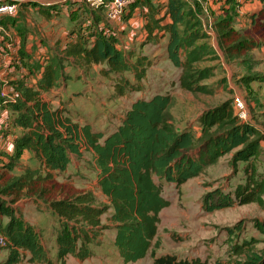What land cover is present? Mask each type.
I'll use <instances>...</instances> for the list:
<instances>
[{"label":"trees","instance_id":"obj_1","mask_svg":"<svg viewBox=\"0 0 264 264\" xmlns=\"http://www.w3.org/2000/svg\"><path fill=\"white\" fill-rule=\"evenodd\" d=\"M129 5L146 7L141 15L146 20L144 29L148 39L159 37L160 33L163 37L168 35V57L182 69L181 87L210 93L209 85L202 81L214 77L216 67L196 64L211 59L213 48L207 41L209 34L195 21L187 0H133ZM40 9L51 18L48 10ZM215 27L230 58L243 56L258 47L233 26L231 17L219 18ZM69 37L64 47H59L60 54L49 56L46 65L30 62L29 58L23 68L30 81L10 82L16 89L14 98L4 96L5 82L0 80V106L7 103L16 113L15 124L24 129L16 139L14 157L0 153V233L9 249L8 257L1 264L23 261L55 264L40 232L23 217V202L36 201L37 204L42 200L61 225L56 237L58 263L66 264L69 256L80 261L93 256L91 245L97 243L102 231L108 228L102 222L108 212L116 230L114 246L120 257L125 263L137 262L153 248L160 213L170 206L163 195V181L181 186L235 149L234 161L250 163L261 147L259 128L241 120L230 99L202 111L198 117L202 126L199 137L191 127L171 123L168 109L173 97L170 93L135 99L110 133L72 121L62 107L53 108L44 97L59 85L64 61L72 60L86 68L106 65L101 69L104 75L120 76L115 84L119 96L144 89L142 81L150 62L145 55L125 52L115 37L103 31L84 34L70 29ZM5 47L0 39V54ZM126 72L132 73L135 80L122 76ZM84 148L91 149L96 156L97 184L108 204L98 203L92 191L61 198L54 195L58 187L56 175L68 169L73 156L81 157ZM26 151L33 153L42 167L39 170L27 166L21 174H14L16 159L23 157ZM262 192L261 185L255 182L239 185L234 195L217 188L205 195L203 209L211 213L237 204L262 205ZM256 225L264 234V222ZM237 226L242 229L241 224ZM237 251L240 253L241 248ZM151 254L152 264H208L200 257L156 256L154 250ZM239 264H264V248Z\"/></svg>","mask_w":264,"mask_h":264},{"label":"rangeland","instance_id":"obj_2","mask_svg":"<svg viewBox=\"0 0 264 264\" xmlns=\"http://www.w3.org/2000/svg\"><path fill=\"white\" fill-rule=\"evenodd\" d=\"M13 1L18 3L17 14L0 22V39L9 46L0 54V70L5 71L6 75L0 80L5 82L8 93L5 90L4 96L8 99L16 95V89L10 82L30 81L21 72L29 63L30 53L20 51L16 47L18 41L22 48L31 42L32 47H36L38 42L46 45L52 57L60 54V43L67 39L70 29L84 34L99 30L115 37L125 52L133 51L136 55L147 57L150 65L147 76L142 81L144 89L119 96L115 84L120 76L114 73L104 75L100 68L105 65L84 68L78 62L64 61L61 65L63 73L58 86L60 88L56 90L57 93L51 92L46 97L53 108L62 107L72 121L80 125L90 124L93 129L110 133L119 125L124 112L137 97L149 98L156 93H170L173 97L168 109L171 123L189 126L199 137L202 136V126L198 117L202 111L227 99L233 102L236 96H240L247 104L248 114L245 120L253 122L259 128L262 138L259 152L250 163L234 161L235 149L206 166L200 175L181 186L163 181V195L170 201V206L160 213L161 220L153 248L139 261L125 263L120 257L114 246L116 230L109 221L108 212L102 218L103 224H107L108 228L102 231L97 243L91 245L93 256L85 261L69 256L66 264H152V250L156 256L171 254L178 258L200 257L208 264H239L250 254L261 252L264 248V234L256 224L264 222V203L237 204L211 213L203 209V204L204 197L209 192L219 188L234 195L236 188L247 182L261 185L264 200V0H187L188 7L194 12L195 21L200 23L199 27L206 34L207 30H212L207 39L213 48L212 57L196 64L199 67H216L215 76L202 81L209 85L212 90L210 93L192 92L181 87L182 69L169 59L165 43L167 39L140 37L142 32H139V26L144 23V20L140 21L141 12L146 7L133 8L128 5L118 20L110 21L107 17V4L111 0ZM41 7L51 13V18L41 13ZM53 17L56 24L52 25L50 19ZM222 17H231L233 26L255 41L258 47L243 56L230 58L220 43L215 27L216 21ZM62 33L65 34L63 37ZM50 44L54 48H50ZM214 58L216 59L213 60ZM34 60L37 62L38 59ZM69 66L79 67V72L81 68V75L74 73L67 78ZM122 76L135 80L130 72ZM63 83H66L67 89L61 93L65 89L61 88ZM7 106V103L0 106V119L3 116L1 114L6 111L3 123H0V153L13 158L16 139L24 129L15 124L16 113ZM233 106L235 108L234 103ZM16 161L14 174L17 175L27 166L39 170L42 167L31 156L21 157ZM98 171L94 152L84 148L81 157L73 156L68 169L56 175L58 187L54 195L61 198L67 194L92 191L98 203L108 204L107 197L97 184ZM35 202L21 204L23 217L40 232L50 256L55 264H60L56 257V237L61 225L44 200L37 204ZM237 224L242 225L241 230L237 229ZM240 248L239 253L237 250ZM8 254L9 249L0 233V264ZM18 264L36 263L23 261Z\"/></svg>","mask_w":264,"mask_h":264},{"label":"crops","instance_id":"obj_3","mask_svg":"<svg viewBox=\"0 0 264 264\" xmlns=\"http://www.w3.org/2000/svg\"><path fill=\"white\" fill-rule=\"evenodd\" d=\"M146 11V10H145ZM141 19H140V21H142L143 22V20H144V23H143V26L141 25V26H139L140 28H139V32L141 33V35H140V37H142V36H144V37H146L147 36V33H146V30L144 29V24L146 23V20H145V18L141 15V17H140ZM50 22L52 23V25L53 24H56V21L54 20V17H53V19H50ZM141 22V23H142ZM48 23V22H47ZM65 34H66V32H64ZM64 33H62L61 35H62V37H63V35H65ZM69 39H71L69 36L67 37V39L65 40V41H62L61 43H60V48H63L64 47V45H65V43L69 40ZM152 39H154V38H152ZM155 39H167V41L165 42L166 43V46H167V42H168V35H165L164 37H163V35H162V33H160V35H159V37H156ZM138 40V39H137ZM129 41H131V40H129ZM133 41V40H132ZM131 41V42H132ZM212 45H214V44H212ZM33 46V43L31 42V43H28V44H25L24 45V48H22V46H21V43H20V41H18V43H17V48H19V50L21 51V50H25L27 53H30V62H33V61H35L34 59H38V60H36L37 62H39V63H41V64H44V65H46L49 61H47V59L49 58V56H50V52H48V46H46V45H43V44H41V43H37V46L36 47H32ZM120 46V45H119ZM6 47H9L8 46V44L6 45ZM14 49H15V47H13ZM50 48H54L53 47V44H50ZM167 48V47H166ZM10 49V48H9ZM12 50V49H11ZM46 50H47V53H46ZM158 54V53H157ZM43 55V56H42ZM25 59V58H24ZM23 59V60H24ZM6 65V64H5ZM95 66H93V67H98V66H100L101 64H94ZM106 66V65H105ZM105 66H103V68L105 67ZM6 67V66H5ZM70 67V70L67 72L66 71V74L69 76V77H72V75L74 74V73H76V75L78 76V75H81V72H82V70H81V68H80V72H79V67L78 68H75L74 66H69ZM84 68H86V67H84ZM100 69H102V68H100ZM76 71H78V72H76ZM101 71V70H100ZM21 72H22V76L23 77H25V76H27V70L26 69H24V68H22L21 69ZM6 75H5V71H1L0 70V78H3V77H5ZM12 78V77H11ZM60 84V83H59ZM59 86V85H58ZM58 86H56L55 88H53V89H51L50 91H48V92H46L45 94H44V97L47 99V97H46V95L47 94H49V93H51V92H56L57 93V91L56 90H58L60 87H58ZM61 88H65L64 90L62 89V92L61 93H64L65 92V90L67 89V85H66V83H63V85H62V87ZM5 90H6V88H4V94H5ZM7 91V90H6ZM7 93H8V91H7ZM142 96H139V97H137V98H141ZM11 98H13V97H11ZM132 103V102H131ZM128 109V108H127ZM6 114V111L5 112H3L1 115H5ZM2 116V118L0 119V123L2 122L3 123V121H4V117ZM121 121V120H120ZM253 123V122H252ZM21 128V127H20ZM22 129V128H21ZM116 129V128H115ZM97 130V129H96ZM33 157V158H35L34 157V154L33 153H31V152H28V151H26L25 152V154H24V156L23 157ZM27 163V162H26ZM102 192V191H101ZM105 196V195H104ZM67 260H68V258H67Z\"/></svg>","mask_w":264,"mask_h":264},{"label":"built area","instance_id":"obj_4","mask_svg":"<svg viewBox=\"0 0 264 264\" xmlns=\"http://www.w3.org/2000/svg\"><path fill=\"white\" fill-rule=\"evenodd\" d=\"M133 0H111L107 5V17L110 21H116L120 18L123 10L128 6ZM18 11V3L10 2V0H0V22L5 16H14ZM208 34H212V30H207ZM235 109L239 118L246 121L247 117V104L240 97L236 96L233 99ZM1 144V142H0ZM2 241L4 239L2 238Z\"/></svg>","mask_w":264,"mask_h":264}]
</instances>
